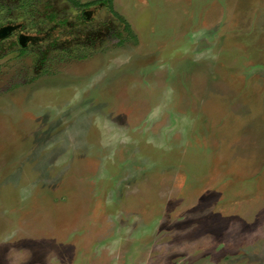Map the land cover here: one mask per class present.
Masks as SVG:
<instances>
[{"label": "rangeland", "instance_id": "rangeland-1", "mask_svg": "<svg viewBox=\"0 0 264 264\" xmlns=\"http://www.w3.org/2000/svg\"><path fill=\"white\" fill-rule=\"evenodd\" d=\"M92 1L0 0V264H264V0Z\"/></svg>", "mask_w": 264, "mask_h": 264}, {"label": "flooded vegetation", "instance_id": "flooded-vegetation-1", "mask_svg": "<svg viewBox=\"0 0 264 264\" xmlns=\"http://www.w3.org/2000/svg\"><path fill=\"white\" fill-rule=\"evenodd\" d=\"M103 3H105L104 0L81 3L78 8L79 12H76L75 18L73 20H65L63 24H67L69 28L76 30L78 35L84 36L83 39L85 38V41H89L90 43L97 41L108 33L111 28L109 23H107V27L102 28L99 22H97L96 17L92 15L94 12L93 6L102 5ZM55 29L63 30L64 27L55 24V27H52L50 30L53 31ZM0 37L3 40H8V44L17 47L21 54H25L30 46H34L38 42V39L41 38V36L27 31L21 22H15L11 19L0 25Z\"/></svg>", "mask_w": 264, "mask_h": 264}, {"label": "trees", "instance_id": "trees-1", "mask_svg": "<svg viewBox=\"0 0 264 264\" xmlns=\"http://www.w3.org/2000/svg\"><path fill=\"white\" fill-rule=\"evenodd\" d=\"M107 1H110V0H107Z\"/></svg>", "mask_w": 264, "mask_h": 264}]
</instances>
